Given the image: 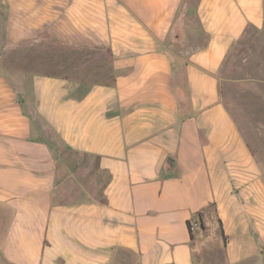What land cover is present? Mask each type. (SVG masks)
Returning <instances> with one entry per match:
<instances>
[{
    "label": "crops",
    "instance_id": "crops-1",
    "mask_svg": "<svg viewBox=\"0 0 264 264\" xmlns=\"http://www.w3.org/2000/svg\"><path fill=\"white\" fill-rule=\"evenodd\" d=\"M250 29L264 0H0V264L254 256L264 163L220 77Z\"/></svg>",
    "mask_w": 264,
    "mask_h": 264
},
{
    "label": "rangeland",
    "instance_id": "rangeland-1",
    "mask_svg": "<svg viewBox=\"0 0 264 264\" xmlns=\"http://www.w3.org/2000/svg\"><path fill=\"white\" fill-rule=\"evenodd\" d=\"M47 52L43 50L44 54ZM46 68L52 69L45 64L42 70ZM220 77L227 107L252 145L260 148L264 163V31L250 29L246 32L228 56ZM206 212L213 215L214 207ZM209 241L196 264H264V243H257L254 256L231 262L226 250V238L211 234Z\"/></svg>",
    "mask_w": 264,
    "mask_h": 264
},
{
    "label": "trees",
    "instance_id": "trees-1",
    "mask_svg": "<svg viewBox=\"0 0 264 264\" xmlns=\"http://www.w3.org/2000/svg\"><path fill=\"white\" fill-rule=\"evenodd\" d=\"M193 219H198L200 222L201 228L205 229V223L203 221V219H204V213L203 212L197 213V215ZM189 228H190V223H189ZM190 233H191V236L193 238V232L190 231ZM221 236L223 237V234ZM223 238L225 239V237H223Z\"/></svg>",
    "mask_w": 264,
    "mask_h": 264
},
{
    "label": "built area",
    "instance_id": "built-area-1",
    "mask_svg": "<svg viewBox=\"0 0 264 264\" xmlns=\"http://www.w3.org/2000/svg\"><path fill=\"white\" fill-rule=\"evenodd\" d=\"M200 227H201V225H200V222H199L198 219H192V220L190 221V231H191V232H194L195 229H198V228H200Z\"/></svg>",
    "mask_w": 264,
    "mask_h": 264
}]
</instances>
